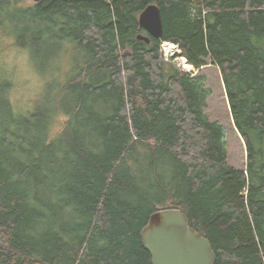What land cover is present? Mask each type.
Instances as JSON below:
<instances>
[{
  "label": "trees",
  "instance_id": "obj_1",
  "mask_svg": "<svg viewBox=\"0 0 264 264\" xmlns=\"http://www.w3.org/2000/svg\"><path fill=\"white\" fill-rule=\"evenodd\" d=\"M150 4L163 33L147 44ZM0 34L52 56L73 45L76 60L51 105L26 114L0 77V264H150L140 233L161 209L182 212L213 264H264V0H0ZM162 43L198 74L165 62ZM208 62L245 142L241 170L204 114Z\"/></svg>",
  "mask_w": 264,
  "mask_h": 264
},
{
  "label": "rangeland",
  "instance_id": "obj_2",
  "mask_svg": "<svg viewBox=\"0 0 264 264\" xmlns=\"http://www.w3.org/2000/svg\"><path fill=\"white\" fill-rule=\"evenodd\" d=\"M12 40V35L0 34V77L8 83L7 97L12 107L17 113L26 114L44 105L46 107L51 105L49 103L56 98L57 89L72 73L71 69L76 60L70 57L68 51L74 46L61 48L60 52L58 49V53L52 56L54 52L50 53L48 47L41 43L23 49L13 46ZM160 52L165 62H170L184 73L179 68L180 57L166 59L161 47ZM199 75L205 77V86L210 91L204 114L210 122L219 124L223 129L227 165L234 169H244L247 158L246 146L234 126L219 69L208 62L207 66L200 69ZM64 121L62 115L54 116L51 124L52 134L56 133Z\"/></svg>",
  "mask_w": 264,
  "mask_h": 264
},
{
  "label": "water",
  "instance_id": "obj_3",
  "mask_svg": "<svg viewBox=\"0 0 264 264\" xmlns=\"http://www.w3.org/2000/svg\"><path fill=\"white\" fill-rule=\"evenodd\" d=\"M138 25L145 35H138L137 40L147 44L150 38L159 40L163 33L160 9L148 5L139 15ZM140 238L150 254V264H213L216 259L210 242L190 228L177 209H161L152 214Z\"/></svg>",
  "mask_w": 264,
  "mask_h": 264
},
{
  "label": "built area",
  "instance_id": "obj_4",
  "mask_svg": "<svg viewBox=\"0 0 264 264\" xmlns=\"http://www.w3.org/2000/svg\"><path fill=\"white\" fill-rule=\"evenodd\" d=\"M162 44H163V45L161 46V49H162V51H163L164 56H165L166 59H168L169 57H172V56L168 55V54L164 51V46H165V45H168V46H171V47H173L174 49H176L177 52L179 53V56H178V57H180L179 68H181L182 71H183L185 74H187L188 76H190V77H193V76L196 75V70L194 69V67H193L192 65H190V64L187 63V61H186V59H185L184 57H182V55H181V53H180V51H179V49H178V47H177L176 45L171 44V43H162ZM167 62H168V61H167Z\"/></svg>",
  "mask_w": 264,
  "mask_h": 264
},
{
  "label": "bare ground",
  "instance_id": "obj_5",
  "mask_svg": "<svg viewBox=\"0 0 264 264\" xmlns=\"http://www.w3.org/2000/svg\"><path fill=\"white\" fill-rule=\"evenodd\" d=\"M164 51H165L168 55H170V56H172V57L179 56V53L177 52V50L174 49V48L171 47V46L165 45V46H164Z\"/></svg>",
  "mask_w": 264,
  "mask_h": 264
}]
</instances>
